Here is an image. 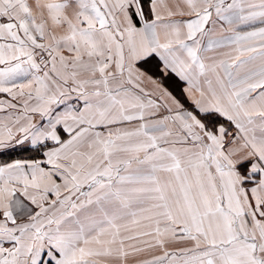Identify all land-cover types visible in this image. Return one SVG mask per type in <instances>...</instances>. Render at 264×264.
<instances>
[{"label": "snow or ice", "instance_id": "1", "mask_svg": "<svg viewBox=\"0 0 264 264\" xmlns=\"http://www.w3.org/2000/svg\"><path fill=\"white\" fill-rule=\"evenodd\" d=\"M0 264H264V0H0Z\"/></svg>", "mask_w": 264, "mask_h": 264}]
</instances>
